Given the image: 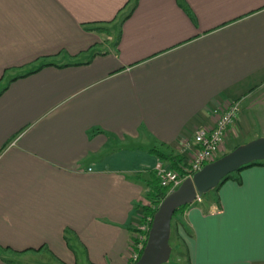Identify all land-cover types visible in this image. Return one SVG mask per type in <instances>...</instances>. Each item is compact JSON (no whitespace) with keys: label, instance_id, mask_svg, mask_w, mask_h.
<instances>
[{"label":"crops","instance_id":"0c3cea01","mask_svg":"<svg viewBox=\"0 0 264 264\" xmlns=\"http://www.w3.org/2000/svg\"><path fill=\"white\" fill-rule=\"evenodd\" d=\"M6 78L0 264H129L151 150L186 165L232 102L221 157L264 137V0H0ZM238 178L184 211L185 264H264V166Z\"/></svg>","mask_w":264,"mask_h":264},{"label":"water","instance_id":"95a60500","mask_svg":"<svg viewBox=\"0 0 264 264\" xmlns=\"http://www.w3.org/2000/svg\"><path fill=\"white\" fill-rule=\"evenodd\" d=\"M261 161H264V137L236 147L168 192L152 218L145 248L135 264H166L171 256L169 240L175 211L193 205L218 188L228 176Z\"/></svg>","mask_w":264,"mask_h":264},{"label":"built area","instance_id":"2783aa9c","mask_svg":"<svg viewBox=\"0 0 264 264\" xmlns=\"http://www.w3.org/2000/svg\"><path fill=\"white\" fill-rule=\"evenodd\" d=\"M239 112L238 102H232L224 106L214 127L197 130L193 141L184 143L181 151L190 150L187 156V172L184 175L177 174L167 163L158 160L154 165L153 172L159 186L167 189L168 192L173 191L185 179L192 178L204 166L221 158L225 136L234 125ZM151 221L148 219L144 221L142 216V222L137 226L130 242L129 264H135L139 260L146 245Z\"/></svg>","mask_w":264,"mask_h":264},{"label":"trees","instance_id":"16d2710c","mask_svg":"<svg viewBox=\"0 0 264 264\" xmlns=\"http://www.w3.org/2000/svg\"><path fill=\"white\" fill-rule=\"evenodd\" d=\"M183 9H184L185 13L190 18L193 19V15L191 14L190 10L188 8H186V7H183ZM133 10H134V6L130 9L128 15H130ZM95 29H96V31H100L102 33L108 34V29H106V28L97 27ZM58 55H55L54 57H56ZM50 58L51 57L39 58L36 61H34L32 64H36L40 60H44L43 61L44 63H42L38 67V69H40L41 67L50 65L49 63H45ZM1 80H0V82H1ZM151 152L158 158L159 161L167 163L170 166V168L174 172H176L177 174L184 175L187 172V166L183 163V160L179 156L173 155V154H170V153H164V152H162V151H160L158 149H153V150H151ZM253 166H264V161L256 162V163H254L252 165L246 166L242 170H244L246 168L253 167ZM242 170H240V172ZM240 172H237V173H234V174L228 176L224 181H222L221 184H223L224 182H226L227 180H230V179L238 180L239 179L238 175H239ZM221 184H220V186H221ZM218 188H216L215 190L210 191L209 193L204 195L202 198H205L210 193H216ZM167 193H168V190L161 188L159 186L157 180H156V183L153 184V186H151V191L148 194H146V196H145V201H146L147 204H143L141 206V211H142V214H143V220L144 221L146 219H148L149 221L152 220V218H153V216H154L159 204L165 198ZM195 204H197V201L195 202ZM188 207L189 206H184V207H181V208L177 209L175 211L173 217H172L169 244L171 243V240H172V242L176 241L178 243L176 245L174 244L175 247L171 246V244H170V247H171V256H170V258H173V256H175L174 255L175 252H176V256H179V257L180 256L184 257V255H185V248H186L185 247V243H184L183 238L181 236H179V234L177 233V227H180L188 237L191 235L190 231L187 229V227L185 226V224H184V222L182 220L183 213ZM66 241H67V239H66ZM179 246L182 248L183 252L179 251ZM2 250H6V249H2ZM32 251L35 252V250H32Z\"/></svg>","mask_w":264,"mask_h":264},{"label":"rangeland","instance_id":"374dc122","mask_svg":"<svg viewBox=\"0 0 264 264\" xmlns=\"http://www.w3.org/2000/svg\"><path fill=\"white\" fill-rule=\"evenodd\" d=\"M122 15H120L119 19L121 18ZM14 78V77H13ZM10 78H6L4 82H1L0 83V89L2 90L10 81H8ZM251 140L250 139H246V140H242L240 142V144L242 143L243 145L250 142ZM241 144V145H242ZM240 145V146H241ZM208 195H212V193L208 194ZM144 204H147L146 201H144ZM183 232V231H182ZM171 246H174L177 244L176 241L172 242L171 240ZM175 244V245H174ZM179 251L183 252L182 251V248L179 246ZM175 256H173V258H170L169 261L166 263V264H185V259L184 257H179V256H176V252L174 253Z\"/></svg>","mask_w":264,"mask_h":264}]
</instances>
